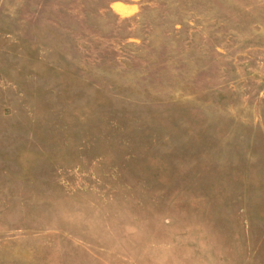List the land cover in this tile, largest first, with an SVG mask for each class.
<instances>
[{
	"label": "rangeland",
	"instance_id": "374dc122",
	"mask_svg": "<svg viewBox=\"0 0 264 264\" xmlns=\"http://www.w3.org/2000/svg\"><path fill=\"white\" fill-rule=\"evenodd\" d=\"M0 264H264V0H0Z\"/></svg>",
	"mask_w": 264,
	"mask_h": 264
}]
</instances>
